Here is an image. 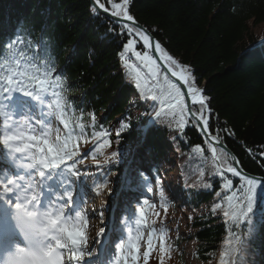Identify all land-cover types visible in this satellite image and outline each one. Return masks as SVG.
<instances>
[{
	"label": "snow or ice",
	"instance_id": "1",
	"mask_svg": "<svg viewBox=\"0 0 264 264\" xmlns=\"http://www.w3.org/2000/svg\"><path fill=\"white\" fill-rule=\"evenodd\" d=\"M131 2L91 0V10L115 18L119 35H127L119 58L123 67L131 69V83L141 98L153 102L151 122L165 124L176 133L173 140L183 137L189 125L204 136L211 154L212 175H218L222 187L231 193L227 196L228 208L222 213L229 227L223 242L226 250L221 252L219 264H238L257 221L264 225V179L249 177L238 168L239 162L221 142L223 137L213 134L210 128V98L196 85L189 67L165 51L135 21ZM24 36L25 29L20 27L8 32L0 30V264H138L141 258L143 264H148L156 250L160 253L159 264H165L172 244L164 230L157 234L149 214L158 216V207L167 211V197L159 175L153 178L143 166L144 145L139 137L132 136L130 120L119 121L120 127L115 130L117 147L111 152L107 149L112 147V132L102 125L100 131L96 130L94 113L89 114L90 125L80 122L73 126L69 113L76 106L63 95L66 86L62 73L50 59L41 56V44L34 46ZM139 43L145 49H154L163 67L186 91H181L166 75L167 89L160 84L161 66L149 51L137 50ZM130 56L147 68V74L130 62ZM37 59L41 62L37 63ZM150 80L156 83L150 84ZM157 101L159 107L155 106ZM52 118L63 126V133L53 125ZM79 119L83 120V112ZM87 127L93 129L90 138ZM223 131L233 135L227 128ZM125 133L129 138H125ZM89 140L91 148L81 150V142L87 144ZM193 151L203 153L204 148L195 145ZM98 156H103V160H98ZM260 156L264 157V151ZM89 158L94 161L95 172L78 167ZM114 164L124 167L116 180L110 181ZM226 174L238 177L242 183L234 185ZM89 176L93 178L92 185L87 183ZM200 181L203 187L215 190L213 183L204 182L203 173ZM145 185L147 192L158 196L159 205L137 194ZM105 189L108 199L101 200L99 210L89 211L85 207L89 194L103 196ZM220 208L217 203L213 211ZM117 209L119 217L115 215ZM90 217L99 218L94 236L90 234ZM117 224L118 238L114 236ZM245 225L247 232L232 230Z\"/></svg>",
	"mask_w": 264,
	"mask_h": 264
},
{
	"label": "trees",
	"instance_id": "2",
	"mask_svg": "<svg viewBox=\"0 0 264 264\" xmlns=\"http://www.w3.org/2000/svg\"><path fill=\"white\" fill-rule=\"evenodd\" d=\"M91 9L89 0H0V30L23 28L25 40L42 45L41 56L50 59L62 73L66 86L63 95L76 106L69 113L73 126L80 122L90 125L89 114L94 113L96 130L100 131L102 125L112 132V147L107 149L111 152L117 147L115 130L120 127L119 121L130 120L132 136L142 141L143 162L153 176L166 178V172L176 166L170 178L185 190L186 197L174 203L162 183L167 211L158 207V216L149 214L157 234L164 230L172 244L165 264H184V246L189 241L193 242L192 256L200 264H219L229 227L222 213L228 208L227 196L231 193L222 187L218 175H212L204 136L189 125L183 137L173 140L176 133L165 124L151 122L153 102L141 98L131 83V69L123 67L119 58L127 35H119L117 21ZM130 12L165 51L192 71L196 85L210 98L213 134L223 137L242 169L264 176V157L260 156L264 151V0H132ZM136 47L141 52L149 51L142 43ZM130 62L147 74V68L134 56H130ZM165 75L160 67L159 82L167 89ZM155 83L150 80V84ZM155 106L159 107L160 101ZM225 128L233 135H225ZM92 131L86 128L89 138ZM125 138H129L128 133ZM195 145H201L204 152H194ZM91 146V140L80 144L81 150ZM173 149L178 154L166 159ZM103 158L97 157L100 161ZM92 162L89 158L79 166L91 170ZM121 167L112 165L111 175L117 178ZM201 173L204 182L213 183L215 190L203 187ZM226 175L234 185L242 183L238 177ZM87 180L92 185L93 178ZM151 202L159 205V198ZM217 203L221 208L213 211ZM202 206L206 213H187L183 223L169 221V207L185 212ZM232 230L247 232V226ZM159 258V251H153L148 264H159ZM255 262L264 264V225L259 220L252 237L246 239L242 261L238 258V264ZM138 264H143L142 258Z\"/></svg>",
	"mask_w": 264,
	"mask_h": 264
},
{
	"label": "rangeland",
	"instance_id": "3",
	"mask_svg": "<svg viewBox=\"0 0 264 264\" xmlns=\"http://www.w3.org/2000/svg\"><path fill=\"white\" fill-rule=\"evenodd\" d=\"M52 123L56 127L60 126L58 121H56L54 118H52ZM177 154H178L177 150L173 149V150H171L169 152V154L167 155L166 159H172ZM92 163H94V162H92ZM79 167L81 168L82 171H85V168H88V166L86 167L84 165L83 166H79ZM92 171L93 170H91V172ZM175 171H176V166L173 168L172 171H167L166 172V174L168 176V180L171 183L170 190L167 191V189H166V191H167V194L169 195V197L172 198L174 203H175V201H177L174 198L175 196L176 197L179 196V198H182V199L186 197L185 190H183L180 186H177L174 183V181H172L171 178H170L171 174H173V175L175 174ZM109 180L110 181H115L116 177L114 175H111ZM108 187L111 188L112 184L110 183L108 185ZM134 190H135V187L132 188V191H134ZM123 191H125V192L128 191L127 187H125L123 189ZM179 193H180V195H179ZM137 194H142L144 197L147 198V185H146V187H144L142 193H137ZM102 199H108L107 189L104 190V195L103 196H95L94 194H89V196L87 198V204L85 205V207L89 211H91L92 208H96L97 210H99ZM113 199H115V198H113ZM121 199H123V197H121ZM109 203L112 204L113 200H110ZM168 210L170 211V213L168 215V218L170 219L169 221L172 224H174L175 221H179V222L183 223L186 220L187 213H191V212H193L194 214L206 213V209L203 206L202 207H198V208L193 209V210L187 209V210H185V212L177 210L174 207H169ZM115 215L117 217L120 216V211L118 209L116 210ZM90 218H91V221H90L91 232L95 235L96 231H98V228H99V218L98 217H90ZM118 225L119 224H117L116 227ZM192 253H193V242H187L185 244V246H184V264H200L199 261H197L195 258H193ZM254 264H260V263H256L255 262Z\"/></svg>",
	"mask_w": 264,
	"mask_h": 264
},
{
	"label": "water",
	"instance_id": "4",
	"mask_svg": "<svg viewBox=\"0 0 264 264\" xmlns=\"http://www.w3.org/2000/svg\"><path fill=\"white\" fill-rule=\"evenodd\" d=\"M89 1H90V3H91V0H89ZM91 5H92V3H91ZM102 14H103V13H102ZM104 15H106V14H104ZM106 16H108V15H106ZM108 17H110V16H108ZM110 18L116 21L115 18H112V17H110ZM135 21H136V22H137L142 28L148 30L146 27H144L142 24H140L137 20H135ZM148 32H149L150 35L152 36L153 40L157 41L156 38H155V36H154L149 30H148ZM149 52H150V53L153 55V57L157 60V63L162 67V69L166 72V74L169 76V78L172 79L175 83H177V85L180 87L181 91H186V89L183 87V85H182V84H181V83H180L175 77H172V76H171V73H169V72L167 71V69L163 67V61H161L160 58H159V56L156 55V54L154 53V49H153V50H149ZM221 142H222L223 146L226 148L227 152L230 154V156H231L235 161H238L236 155L232 152V150H231L228 146H226V145L223 143V141H221ZM237 166H238V168H239V169H240L245 175H247V176H249V177H256L257 179H264V176L255 175V174H252V173H249V172L245 171L244 169L241 168V166H240L239 163H238Z\"/></svg>",
	"mask_w": 264,
	"mask_h": 264
},
{
	"label": "bare ground",
	"instance_id": "5",
	"mask_svg": "<svg viewBox=\"0 0 264 264\" xmlns=\"http://www.w3.org/2000/svg\"><path fill=\"white\" fill-rule=\"evenodd\" d=\"M90 221H91V218H90ZM90 234H91V236H94V234L91 232V228H90Z\"/></svg>",
	"mask_w": 264,
	"mask_h": 264
}]
</instances>
